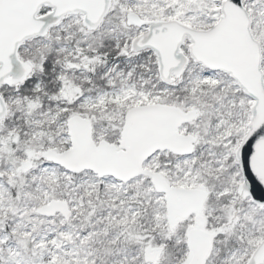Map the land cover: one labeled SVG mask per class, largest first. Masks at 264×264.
I'll return each instance as SVG.
<instances>
[{
  "label": "snow or ice",
  "instance_id": "obj_1",
  "mask_svg": "<svg viewBox=\"0 0 264 264\" xmlns=\"http://www.w3.org/2000/svg\"><path fill=\"white\" fill-rule=\"evenodd\" d=\"M0 264H264V0H0Z\"/></svg>",
  "mask_w": 264,
  "mask_h": 264
}]
</instances>
